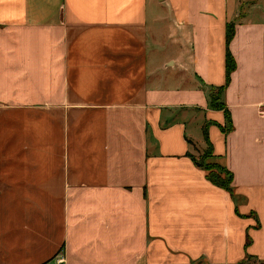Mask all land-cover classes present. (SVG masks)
I'll return each mask as SVG.
<instances>
[{"label": "crops", "instance_id": "crops-1", "mask_svg": "<svg viewBox=\"0 0 264 264\" xmlns=\"http://www.w3.org/2000/svg\"><path fill=\"white\" fill-rule=\"evenodd\" d=\"M0 264H264V0H0Z\"/></svg>", "mask_w": 264, "mask_h": 264}, {"label": "trees", "instance_id": "trees-1", "mask_svg": "<svg viewBox=\"0 0 264 264\" xmlns=\"http://www.w3.org/2000/svg\"><path fill=\"white\" fill-rule=\"evenodd\" d=\"M231 36H232V26H227L226 32H225V84H227L228 76L234 68L233 60L227 51V44H228ZM221 89H222V87L218 89L216 94L209 95V106L213 109H216V110H223V115L227 121V129L226 130L228 131L230 128L229 120H228V114H227L226 110L224 109L223 105H221L220 103L217 102L218 92ZM201 131H202L201 133H202L203 142L205 144V150L202 154V160H205V159H209L211 157V145L207 139L205 127H203ZM187 156L190 158L191 162L196 167L201 168L205 172V178L209 183H211L212 185H214L218 188H221L222 190H224L228 193L230 192L229 184L231 181V176H230L229 172H227L223 167H221L215 163H203L202 164V163H198L197 161H195V159L192 156H190V155H187Z\"/></svg>", "mask_w": 264, "mask_h": 264}, {"label": "rangeland", "instance_id": "rangeland-1", "mask_svg": "<svg viewBox=\"0 0 264 264\" xmlns=\"http://www.w3.org/2000/svg\"><path fill=\"white\" fill-rule=\"evenodd\" d=\"M195 148L194 150L191 149V156L195 159V161H197L198 163H208L209 159H205V160H202V154L205 150V147L201 148V149H198V152L196 153L195 152ZM250 261V260H249Z\"/></svg>", "mask_w": 264, "mask_h": 264}]
</instances>
